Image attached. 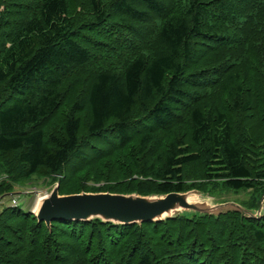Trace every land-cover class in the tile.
<instances>
[{"label":"trees","instance_id":"16d2710c","mask_svg":"<svg viewBox=\"0 0 264 264\" xmlns=\"http://www.w3.org/2000/svg\"><path fill=\"white\" fill-rule=\"evenodd\" d=\"M0 198L252 190L258 218L37 222L0 264H264V0H0ZM215 197V196H214Z\"/></svg>","mask_w":264,"mask_h":264},{"label":"water","instance_id":"95a60500","mask_svg":"<svg viewBox=\"0 0 264 264\" xmlns=\"http://www.w3.org/2000/svg\"><path fill=\"white\" fill-rule=\"evenodd\" d=\"M47 195L40 196L30 213L37 222H43L47 227L52 222L90 221L100 219L113 224L141 225L147 222H159L175 215L185 213L207 214L218 216L227 211H238L247 217L258 218L262 206L256 210H247L235 203H225L213 206V211H204L184 198L186 193H169L165 195L141 196L138 194L85 193L62 195L58 193V183ZM203 194V193H200ZM179 207V208H178Z\"/></svg>","mask_w":264,"mask_h":264},{"label":"rangeland","instance_id":"374dc122","mask_svg":"<svg viewBox=\"0 0 264 264\" xmlns=\"http://www.w3.org/2000/svg\"><path fill=\"white\" fill-rule=\"evenodd\" d=\"M3 178L4 176H2L0 180ZM54 185L55 184L52 183L50 184V179L48 178L33 176L28 181L15 185L13 191L10 194L0 198V211L3 207L10 206L11 198L14 197L17 201L16 206L20 210L23 212H30L34 208L36 200L40 196L45 194L48 195L54 189ZM184 198L188 201V203L194 204L201 210L216 213L218 210L213 211V206L218 204L235 203L238 205L243 204L249 206V204H251L255 198V192L252 190H244L239 192L218 190L212 195L188 192Z\"/></svg>","mask_w":264,"mask_h":264},{"label":"built area","instance_id":"2783aa9c","mask_svg":"<svg viewBox=\"0 0 264 264\" xmlns=\"http://www.w3.org/2000/svg\"><path fill=\"white\" fill-rule=\"evenodd\" d=\"M11 205L10 206H16L17 205V201L15 200L14 197L11 198Z\"/></svg>","mask_w":264,"mask_h":264}]
</instances>
